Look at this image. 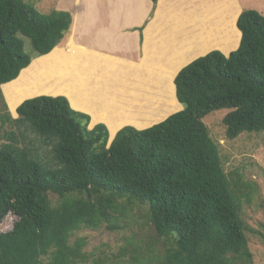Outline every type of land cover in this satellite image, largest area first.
<instances>
[{"label":"trees","instance_id":"obj_1","mask_svg":"<svg viewBox=\"0 0 264 264\" xmlns=\"http://www.w3.org/2000/svg\"><path fill=\"white\" fill-rule=\"evenodd\" d=\"M72 20L66 10L41 14L27 0H0V128L8 126L0 143V223L16 217L0 231V264L85 263L88 240L76 233L122 230L136 222L135 207L152 233L125 237L123 262L253 264L242 218L252 185L225 171L202 120L226 107L229 139L264 131V15L243 10L236 50H213L178 72L182 110L144 129L124 126L111 141L105 124L89 128L90 116L63 95L26 99L17 117L3 97L1 85L60 44Z\"/></svg>","mask_w":264,"mask_h":264},{"label":"crops","instance_id":"obj_2","mask_svg":"<svg viewBox=\"0 0 264 264\" xmlns=\"http://www.w3.org/2000/svg\"><path fill=\"white\" fill-rule=\"evenodd\" d=\"M250 2L57 0L54 9L71 13V28L50 53L1 85L8 110L16 117L26 99L63 95L90 116L89 128L105 124L110 140L127 125L150 127L183 108L174 83L183 67L239 47L237 20Z\"/></svg>","mask_w":264,"mask_h":264},{"label":"rangeland","instance_id":"obj_3","mask_svg":"<svg viewBox=\"0 0 264 264\" xmlns=\"http://www.w3.org/2000/svg\"><path fill=\"white\" fill-rule=\"evenodd\" d=\"M27 1L41 14H48L55 8V4L57 3V0ZM251 1L248 3L246 9H254L264 15V5H262L264 0ZM25 48L28 53L33 52L30 40L27 38H25ZM178 101L177 103L184 108L183 104ZM5 111L0 101V115ZM229 111L226 107L215 109L206 114L202 121L208 128L211 137L219 146L225 171L229 174L231 171L240 172L243 181L252 185L250 200L246 197L244 198L242 218L248 227L246 234L250 250L253 254V264H264V241L260 235L263 231L262 223L264 222V131L243 132L236 139H229L224 122L225 115ZM134 127L137 128L136 126ZM7 129V125L0 128V143L5 141L2 135L3 131ZM231 177L234 180L237 179L236 174H233ZM133 214L136 222H129L130 225L128 227L119 231H109L106 228L97 230L81 229L78 231L77 235L87 238L88 243L85 251L90 253L89 260L79 264H114L117 260V264H129L119 260L123 259L119 254L121 253V247L126 244L125 237H130L135 233L139 237H143L144 233H152L149 226L140 225L144 221V217L141 216L142 209L135 207ZM15 219L14 215L7 216L4 222L0 223V231L11 229Z\"/></svg>","mask_w":264,"mask_h":264},{"label":"bare ground","instance_id":"obj_4","mask_svg":"<svg viewBox=\"0 0 264 264\" xmlns=\"http://www.w3.org/2000/svg\"><path fill=\"white\" fill-rule=\"evenodd\" d=\"M48 65H49V62H48ZM44 66V65H43ZM41 67H42V65H41ZM61 72V71H60ZM40 73V72H39Z\"/></svg>","mask_w":264,"mask_h":264},{"label":"water","instance_id":"obj_5","mask_svg":"<svg viewBox=\"0 0 264 264\" xmlns=\"http://www.w3.org/2000/svg\"><path fill=\"white\" fill-rule=\"evenodd\" d=\"M0 41H1V38H0Z\"/></svg>","mask_w":264,"mask_h":264}]
</instances>
